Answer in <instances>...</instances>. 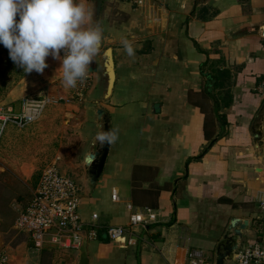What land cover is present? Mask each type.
<instances>
[{"label": "crops", "instance_id": "0c3cea01", "mask_svg": "<svg viewBox=\"0 0 264 264\" xmlns=\"http://www.w3.org/2000/svg\"><path fill=\"white\" fill-rule=\"evenodd\" d=\"M101 9V46H111L115 59L111 95L101 96L100 49L75 88L61 84L60 94H45L54 102L63 92L74 99L62 109L64 126L53 133L61 146L51 162L83 180V219L99 215L98 238L85 241L87 264H188L191 248L214 260L218 247L234 239L233 219H247L237 249L259 239L264 132L260 147L253 125L264 112V91L258 90L264 82V0H102ZM125 38L132 56L121 44ZM47 63L44 80L61 82L54 73L60 61L49 56ZM23 90L11 93L14 101ZM97 105L107 110L109 129L118 136L99 177L87 183L85 154L96 134ZM51 106L43 123L53 116ZM113 190L119 200L112 199ZM129 202L157 209V221L109 239L104 226L127 224ZM13 227L17 232L0 230L7 264L75 262L77 249L36 250L28 234Z\"/></svg>", "mask_w": 264, "mask_h": 264}, {"label": "built area", "instance_id": "2783aa9c", "mask_svg": "<svg viewBox=\"0 0 264 264\" xmlns=\"http://www.w3.org/2000/svg\"><path fill=\"white\" fill-rule=\"evenodd\" d=\"M138 1V0H127ZM264 37V25L261 27ZM264 91V82L259 87ZM53 102L49 95L27 94L19 106L0 104V144L9 126L23 129L38 121L46 107ZM81 186L68 174L60 173L56 162L45 165L40 171L32 196L19 211L15 225L25 231L31 246L42 249L56 248L62 251L76 250L88 239H97L102 225L97 212L89 220L79 212ZM113 200H119L116 190ZM129 219L127 224H107L104 232L109 239L123 237L127 232L134 233L136 227L147 226L157 221L158 211L149 206L136 208L127 203ZM259 218L264 224V196L258 201ZM6 254L0 255V264H7ZM188 264H214L204 250L191 248L188 251ZM229 264H264V230L262 236L243 244L234 252Z\"/></svg>", "mask_w": 264, "mask_h": 264}, {"label": "clouds", "instance_id": "9594fccd", "mask_svg": "<svg viewBox=\"0 0 264 264\" xmlns=\"http://www.w3.org/2000/svg\"><path fill=\"white\" fill-rule=\"evenodd\" d=\"M91 3L92 0H0V45L25 73H42L48 67V56L59 60L57 74L62 85L75 88L86 78L103 40L99 21L89 23L93 16ZM121 44L127 55L134 54L128 39H122ZM117 136L118 130H103L101 126L93 143L112 144ZM85 159L90 162V153Z\"/></svg>", "mask_w": 264, "mask_h": 264}, {"label": "rangeland", "instance_id": "374dc122", "mask_svg": "<svg viewBox=\"0 0 264 264\" xmlns=\"http://www.w3.org/2000/svg\"><path fill=\"white\" fill-rule=\"evenodd\" d=\"M92 9L93 16L89 19L90 24L97 21L93 2ZM101 15L102 9H100V20ZM99 49L102 52L104 46ZM48 57H46V61ZM51 67L54 69V65ZM48 70L46 67L42 73L36 71L25 73L9 58L8 50L0 45V104L13 105V102H18L22 97L16 98L17 101H14L11 93L20 87H24L23 95H45L47 93L52 96L60 94L62 83L59 82V78L55 77L50 82L44 80ZM54 73L56 74L57 70ZM71 99L74 100L69 92H63L58 101H53L48 107L53 105L51 108L54 113L53 116H46L49 120L47 123H43L41 118L23 129L7 128L0 144V230L8 234L17 232L13 227L15 217L32 196L40 171L55 159L57 152H60L61 141L53 136V133L64 126L65 122L61 115H65V112H62V109L66 107L65 103ZM45 111L43 116L46 114ZM50 117H52L51 119L54 117V122H51ZM57 167L60 173H64L58 164ZM65 173L69 174L80 186L84 184L79 173H76L74 169H68ZM80 195L81 191H79ZM224 264H229V260Z\"/></svg>", "mask_w": 264, "mask_h": 264}, {"label": "water", "instance_id": "95a60500", "mask_svg": "<svg viewBox=\"0 0 264 264\" xmlns=\"http://www.w3.org/2000/svg\"><path fill=\"white\" fill-rule=\"evenodd\" d=\"M94 3V11L96 19L100 23V9L102 0H92ZM92 8V3L90 4ZM101 63V73L103 81L101 84V96L103 99L108 98L113 90L116 71H115V59L113 55V49L111 46L105 47L100 56ZM91 70V68H90ZM97 121H96V133L100 130L101 126L103 130H109V117L107 110L101 106L97 105L96 107ZM258 120L253 125V136L258 144L262 147L263 145V132H264V112L258 116ZM96 135V134H95ZM95 138V136H94ZM91 141L89 148L85 157L90 153L91 160L88 163L85 159L84 166L87 173L88 181L87 183H93L97 180L100 173L103 170L104 162L108 153L110 144L105 142L101 144L99 141ZM239 221V222H238ZM233 225L236 227V234L233 236V240H229L224 247H218L215 253L214 264H223L225 261L232 259L234 251L240 244L241 232L242 229L246 228L247 219H233ZM78 254L75 262L73 264H87V254H86V245L85 242L77 249Z\"/></svg>", "mask_w": 264, "mask_h": 264}, {"label": "trees", "instance_id": "16d2710c", "mask_svg": "<svg viewBox=\"0 0 264 264\" xmlns=\"http://www.w3.org/2000/svg\"><path fill=\"white\" fill-rule=\"evenodd\" d=\"M9 63H10V61H9ZM9 66H10V64H9ZM4 70H6V69H4Z\"/></svg>", "mask_w": 264, "mask_h": 264}]
</instances>
